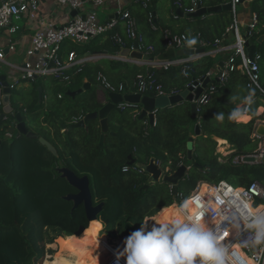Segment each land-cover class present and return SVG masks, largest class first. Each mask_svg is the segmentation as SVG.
Here are the masks:
<instances>
[{"label":"trees","instance_id":"1","mask_svg":"<svg viewBox=\"0 0 264 264\" xmlns=\"http://www.w3.org/2000/svg\"><path fill=\"white\" fill-rule=\"evenodd\" d=\"M231 1L202 0L201 4L211 7ZM148 2V7H144L143 2L137 3L132 7V12L138 19L143 44L155 48L150 54L154 58L167 50L164 42L166 30L187 34L189 38L197 37L193 47H200L201 40L212 47L213 44H222L234 23L233 11L229 10L187 19H183L176 11L178 19L166 21L160 1ZM179 8L189 14V5L185 6L183 2L181 7L174 9ZM254 11L258 16L257 23L248 39L256 40L264 35V6L258 3ZM159 13L162 17H159ZM150 15H153L152 19ZM120 31L123 32V29ZM114 32L102 34L79 49L73 41L66 40L62 45V57H67L72 50L114 55L120 50L113 40ZM132 43L127 40V46ZM257 54L261 55L259 64L264 86V41L258 47ZM101 63L103 65L98 60L86 64L74 82L64 84L54 80L58 93L54 102L48 105L44 103L45 87L39 82L40 78L27 81L30 84L24 89H28L30 94L24 96L25 101L21 103L16 99L18 109L11 100L15 113L22 114L30 131L50 141L57 148L58 155L49 151L38 139L28 138L17 131L10 134L9 129L16 116L9 114L0 120V264H41L48 244H53L61 237L74 235L81 225L89 226L84 206L73 211L74 203L64 198L76 192V188L61 176L58 171L60 167H70L79 176L89 175L94 204L105 202L104 210L99 215L101 230L102 222L106 221L107 235L111 239L127 237L144 223L145 218L156 216L162 208L178 203L181 193L188 197L201 181L226 180L235 186H248L254 180L264 182L263 165L233 162L237 157L256 154L259 146V141L254 137L255 118L248 123L228 119V114L236 105L227 102L240 101L235 82L244 83L242 86L247 87V76L240 70L233 72L224 85L212 79L211 83L217 84V91L209 103L200 106L199 117L193 115L191 103L186 101L158 110L157 124L150 129L138 124L144 119L135 116L134 109L116 108L109 115L111 131L116 134L107 133L104 147H101L99 120H93L86 128L64 130L61 126V122L73 124L76 118L98 111L103 106L102 97L98 94L100 87L94 85L99 72H104L115 83L124 82L128 86L129 82L128 92L136 90L132 80L138 74H153L166 92L173 95L186 90L188 84L204 79L209 71L216 69L217 59L208 55L174 65L168 70L112 60ZM185 66H188V76L184 74ZM87 80L93 85L91 90L75 98L67 95L69 91L83 88ZM249 90L251 93L252 89ZM60 94L62 98H59ZM147 95L157 97L158 94L151 91ZM11 96V99L14 98ZM256 104L259 101L253 103L251 112ZM3 110L0 95V115ZM216 113H224L222 123L214 118ZM27 117L44 131L30 127ZM197 125L202 135L195 138L194 156L189 160L188 143L196 135ZM215 136L229 141L235 148L225 162L219 160ZM152 158H156L167 174L174 173L182 165L191 167L188 177L179 184L177 196L173 194L172 185L166 182L146 189L148 174L135 164L130 165L132 160L148 164ZM196 164L203 168L196 167ZM50 252L55 253L54 250Z\"/></svg>","mask_w":264,"mask_h":264},{"label":"built area","instance_id":"2","mask_svg":"<svg viewBox=\"0 0 264 264\" xmlns=\"http://www.w3.org/2000/svg\"><path fill=\"white\" fill-rule=\"evenodd\" d=\"M42 1L0 0V32L5 33L7 38L6 44L0 47V61L6 62L11 67L9 73L11 81H8V83L12 91L23 82L34 81L41 77H53L63 83L71 82L86 64L102 58L168 70L174 65L184 64L201 57V55H193L190 57H176L166 61L155 59V61L151 62L147 59L122 56L120 54L121 50L129 48L133 51L136 49L135 42H138L137 49L144 56H150L151 52L155 49L153 45L145 46L143 44L144 39L139 33V22L132 10L120 4L116 16L107 22H102L98 18L96 10L99 6H104L105 0H57L58 5L62 8H66L69 12L78 11V13L65 25L56 27L53 24L45 23L43 15L40 17ZM241 1L232 0L234 23L229 30L235 35L234 46L228 54L223 67H220L217 73L209 71L206 77H216L218 82L224 85L230 80L233 72L241 70L248 78V87L258 90L264 96V86L261 82V67L259 64L261 55H255L253 60L249 58L245 46L246 39L242 37L238 29L236 6ZM141 2H143L144 7H148V0H137V3ZM177 2L181 6V0ZM86 4L93 5L95 10L85 12L83 9ZM200 6H203L201 0H191V5L187 9V12L194 13ZM175 16L178 17L177 15ZM150 17L152 19L153 15H150ZM33 21H38L40 25L31 37V44L24 53L23 62H8L6 59L7 55L16 54L17 52L18 45L20 44L18 40L20 32L25 29L28 23V26H32L34 24ZM256 23L257 16L255 15L250 25L251 31L256 27ZM153 27L156 29L154 24ZM121 28L123 32L120 31ZM111 31H115L113 40L120 46V50L116 54L86 53L80 55L77 51L72 50L68 53L67 57H62V45L66 40L73 41L77 45L88 44L93 38ZM187 38H189L187 34L177 33L172 30H166L164 33V42L167 49L174 48L175 50H179L189 48L186 46ZM127 40L133 42L131 46H127ZM205 44V42L201 43V45ZM6 49H8V53H6ZM190 49L196 50L197 48L191 47ZM238 60H241V62ZM187 68L188 66L184 67V73H187ZM96 78L99 86H103L105 88L104 91L107 93H123L124 91L126 94L129 93L127 91L128 86H130L129 82L127 83L128 86L124 82L115 83L103 72H99ZM132 86L136 89L135 93L140 92L146 95L147 92L154 91L158 94L157 96H170L163 85L156 81V77L153 74H138L132 80ZM3 89V81L0 79L1 97L3 96ZM216 91L217 84H209L196 101L198 106L200 107L209 103ZM100 93L104 96L103 92ZM59 98H62L61 94ZM255 100L256 97H253V102L250 105L244 106L246 108L245 113L250 112ZM104 102L106 101L104 100ZM139 107L140 104H134L126 100L117 104L119 110L134 109L135 116H139L142 113L143 108ZM156 113L157 111H154L155 119L153 126L157 124ZM13 115L15 116L16 113L14 112ZM84 117L76 118L75 122ZM144 124L146 127L152 126L148 115L147 119L144 120ZM257 137L261 138L262 136L257 134ZM250 156L256 159V164L264 166V146H260L256 154ZM244 158H241V162H244ZM179 196L180 201L175 206L178 208L185 200H189L191 208L188 212V219L195 218L202 221L217 234L220 242L227 250L225 257L226 264H264V245L254 246L251 244L253 232L247 226L249 217L251 216V209H264V182L254 180L248 186H235L226 180L217 182L201 181L188 197L183 193ZM249 205H251V209ZM185 208L188 209L189 205H185ZM178 211L180 213L179 208ZM123 239H120L118 242L123 241ZM110 245L112 246L111 253L104 264H125L124 257H120L117 260V255L122 251L123 246L119 248L111 243Z\"/></svg>","mask_w":264,"mask_h":264},{"label":"water","instance_id":"3","mask_svg":"<svg viewBox=\"0 0 264 264\" xmlns=\"http://www.w3.org/2000/svg\"><path fill=\"white\" fill-rule=\"evenodd\" d=\"M232 3H227L223 5H217V6H200L199 9L194 13H189L188 17H201L205 16L207 14H215L219 13L222 10H230L232 11ZM181 10L178 9V13ZM78 13V11H73L72 15L75 16ZM182 15L184 16V12H182ZM248 36V35H247ZM246 37V36H245ZM264 36H261L258 39V42H261ZM247 38V37H246ZM245 46L249 55V58L253 60L255 53L257 52V43L253 39H247L245 42ZM136 49L131 51L129 48H125L121 50L120 54L125 57H133L135 59H147L151 62L155 61V58L152 56H144L137 48H138V42H135ZM204 48H198V49H190V48H183L179 50H175L174 48H169L166 52L160 54L156 60L158 61H166L171 60L176 57H190L193 55H196L197 53L204 52ZM6 53H8V49H6ZM227 60V59H226ZM223 63L221 64V68L223 67ZM1 79L3 81V96H2V103L4 106V110L2 114L0 115V120L6 117V115L12 114L15 112L14 107L11 104V95L12 90L9 88V83L7 81L6 75L1 76ZM211 82L210 78H205V80L201 81H194L193 84L189 85L186 90H184L181 93L173 94L170 96H158L153 97L149 95H143L142 93H128L124 91L123 93H115V92H109L107 94V101L103 104V106L95 112H89L85 115V117L78 122H74L73 124H66L64 122H61V126L64 130H73L78 128H86L90 122L93 120H99L100 126L102 130L101 139H100V145L101 147H104L106 134H116L115 132L111 131L110 124H109V115L110 113L117 108V104L123 102L124 100L129 101L134 104H141L143 109L142 113L139 115V119L143 120L147 115L150 119V124L153 126L155 115L154 111H158L160 109H164L170 106H175L181 103H184L186 101H189L191 103L192 112L195 117L200 116V111L198 110V104L197 100L200 98L203 91L207 88L209 83ZM202 83V85H200ZM92 88V83L87 82L83 88H80L76 91H69L67 93L68 96L75 98L78 95L82 94L84 91L90 90ZM103 90L105 88L101 87ZM256 92L258 90L254 89ZM42 98V88L40 87V99ZM232 104V102H229ZM149 113V114H148ZM15 123L12 124V126L9 129L10 134H13L15 131H17L19 134L26 135L28 138L32 139H38L41 144L46 146L49 151H51L53 154L58 155L57 148L46 138L40 137L38 134L30 131L28 128V125L26 121L24 120V117L22 114L17 113ZM264 128V127H263ZM263 128L258 129L259 134H263L262 131ZM201 134L200 126H196V135ZM194 141L195 137H191L189 139L188 143V159L192 160L194 156ZM12 142V141H11ZM244 161L247 163H255L256 159L253 156H247L244 158ZM135 164L137 168H139L141 171L147 173L150 175V178L148 179V183L145 185V188L148 189L151 187L152 184H157L160 182H166L172 185L173 187V194L174 196L178 195L179 192V184L181 181H183L188 174V171L191 169L190 166L182 165L177 171H175L172 174H167L164 172V170L159 166V164L156 161V158H152L151 161L148 164H140L136 163V160L130 161V165ZM196 167L203 168L200 164H196ZM59 172L61 173V176L78 190L76 193H69L64 198L66 200L72 201L74 203L73 211L76 210L79 206L83 205L86 210V215L90 222L96 220H99V215L102 213L105 207V202H100L98 204H94L93 201V194L91 189V180L89 175H83L79 176L76 174L74 170H72L69 167H62L59 169ZM88 227L81 225L80 228L76 231L74 235L76 236H83V234L86 232V229Z\"/></svg>","mask_w":264,"mask_h":264},{"label":"clouds","instance_id":"4","mask_svg":"<svg viewBox=\"0 0 264 264\" xmlns=\"http://www.w3.org/2000/svg\"><path fill=\"white\" fill-rule=\"evenodd\" d=\"M250 34L251 30H249ZM245 39L247 40L248 37ZM196 43L197 37L186 39V46L189 48ZM233 99L235 100V98ZM252 102L251 94L243 97L241 105L234 107L228 114L229 121L239 122L246 112V108L242 105H250ZM141 108H143L142 105ZM198 110L200 111L199 106ZM145 118L147 119V116ZM214 118L222 123L225 116L224 113H216ZM251 164H256V162ZM185 205H189V208L186 209ZM178 208L183 218L178 216L170 221L141 223L138 229L123 239V249L118 253L117 260L124 257L125 264H226L227 250L213 229L200 220L188 219V212L191 208L190 201L185 200ZM249 208L251 209V205ZM247 226L253 232L251 244L254 246L264 245V209H251Z\"/></svg>","mask_w":264,"mask_h":264},{"label":"crops","instance_id":"5","mask_svg":"<svg viewBox=\"0 0 264 264\" xmlns=\"http://www.w3.org/2000/svg\"><path fill=\"white\" fill-rule=\"evenodd\" d=\"M177 1L178 0H169V2H170V8L169 9H166L165 7H162L160 5L162 7V10H163L162 11L163 18L166 21H171L172 18L178 19V17L175 16L176 11L178 13V10H176L174 8L181 7L183 5V2L185 3V6L191 5V0H181V6L178 5ZM258 1H259L258 2L259 5L264 6V0H258ZM201 2H202V0H201ZM258 3H256V0H242L236 6L238 29H239L242 37H244V38L249 36L250 25L254 20V16L255 15L257 16L256 12L254 11V7ZM120 4H122L125 8L132 10V7L137 4V0H105V4L102 7H103V11H104L105 15H107V17H106V20L104 22H107L116 16L117 11H118V7ZM225 4H227V3H225ZM83 10L85 12L94 11L95 8L93 5H86ZM179 13L183 19L193 18V17H188L186 12H184V16L182 15V11H180ZM215 14H217V13H215ZM42 15L44 16L45 23L53 24L56 27H61V26L65 25L69 20H71L73 18L72 12H69L66 8H62L60 5H58L57 0H43L42 6H41L40 17ZM162 15L159 13V17H162ZM257 18H258V16H257ZM33 23L34 24L32 26H28L29 25V23H28V25L25 26V29L22 32H20V34L18 36V40L20 42V44L18 45V49H17L18 55L26 52L27 48L31 44L32 35L34 34L35 30L40 25L38 21H33ZM262 36H264V35H262ZM258 39L254 40L257 43V51H258V47L260 46V44H262V42L264 41V37H263L261 42H258ZM6 42H7V38H6L5 33L0 32V47L4 46L6 44ZM202 42H205L206 44L200 45V47H192V48H197V49L198 48H204L205 49L204 52L196 54V55H201V57H199L198 59H200L204 56H208V55L214 56L217 59V66H216V69L212 70V72L217 73V71L221 67V64L222 63L224 64V62L226 61V59L228 57V54L230 53V51L232 50V48L234 46L235 35L230 30V32L227 33L226 38L221 42L222 44H219V45L213 44L212 47H211V45L208 46L209 43L206 41H203V40L200 41V44ZM207 46L209 47L208 49H207ZM17 52H16V54H17ZM204 53H205V55H204ZM16 54H14V55H16ZM241 73L244 74L242 71H241ZM212 79L217 80L216 77H211V81H212ZM247 80H248V78H247ZM87 82H89V81L87 80L86 83ZM247 83H248V81H247ZM242 84H244V83L235 82V90L238 91L237 97L239 98L240 101L237 103L232 102V104L229 102H227V103H229L231 105H236V106L241 105L242 98L251 94V93H252L251 94L252 98L256 97L255 101L256 102L259 101V104L258 105L256 104L257 106L254 107L252 112L250 111L249 113H245V116L239 121L242 123H248L253 118L256 119V124H255L256 129L254 132V137H256L257 140L259 141V143H258V145H259L258 148H259L260 146H264V135L260 134L262 137L261 138L257 137V134H259L258 129L264 127V96H262L259 92H256L254 89L249 88L248 85H247V87H248L247 88L245 86H242ZM25 85H28V83H25ZM249 89H252L251 93H250ZM98 94L100 97H102V94L100 93V91H98ZM242 106L244 107V105H242ZM262 131L264 132V128ZM201 135H202V131H201V134L198 136H201ZM198 136L195 135L194 137L197 138ZM214 139L218 143L217 153L219 154V160L221 162H225L227 157L235 151V148L229 143V141H227L225 139L218 138L216 136L214 137ZM241 161H242L241 158H238V157L233 160V162L236 164H239V163L251 164V163H247L245 161L244 162H241ZM102 227H104L103 224H102Z\"/></svg>","mask_w":264,"mask_h":264},{"label":"rangeland","instance_id":"6","mask_svg":"<svg viewBox=\"0 0 264 264\" xmlns=\"http://www.w3.org/2000/svg\"><path fill=\"white\" fill-rule=\"evenodd\" d=\"M160 1V4L162 7H165L166 9H169L170 8V2L169 0H159ZM86 5H91V4H86ZM164 5V6H163ZM97 16L98 18L104 22L106 20V17L107 15H105L104 11H103V7L102 6H99L97 8ZM14 38H16V36H14ZM98 38V37H97ZM97 38H93L91 40V42ZM84 45H87V44H81V45H77L76 44V48H81L82 46ZM79 53V52H78ZM80 55H83V54H86V52H82V53H79ZM110 55H113V54H110ZM23 56H24V53L23 54H19L18 55V52L16 55L14 54H8L7 55V61L8 62H16V63H22L23 62ZM117 61V60H114V59H110V58H102L99 60L100 64L103 65V63L101 62H109V61ZM10 65L7 64L6 62L4 61H0V76H3V75H6L7 76V81H11V79L9 78V73H10ZM104 73V72H103ZM105 74V73H104ZM78 76V75H77ZM77 76L75 77V79L73 80L76 81V78ZM97 77V76H96ZM39 82L44 85L45 87V94H46V97H45V101L44 103L46 105L54 102V100L56 99V96H57V93H58V87L56 86L53 77H48V78H45V77H41L40 79H38ZM28 85L30 84V82H27ZM63 83V82H62ZM65 84V83H64ZM95 86H98L99 85V82L97 81V78L95 80ZM24 86H26L25 84H21V86H19L16 90H14V92H12V95L14 98H12V104L16 105L17 109L19 108L18 105H17V100H19V103L25 101L24 100V96H28L30 94V91L28 89H24ZM93 86V85H92ZM77 87V86H75ZM93 88V87H92ZM91 90V89H90ZM89 91V90H87ZM86 92V91H85ZM12 97V96H11ZM30 97V96H29ZM17 99V100H16ZM30 99V98H29ZM27 120H28V124L30 127H32L34 130L36 131H44V129L40 126H35V124H33V122L31 121V118L30 117H27ZM138 124L141 126V125H145L144 124V120L143 121H139ZM146 126V125H145ZM153 126H150V129H152ZM41 133V132H40ZM189 174V172H188ZM188 174L186 175V178L188 177ZM148 176V179L150 178V175H147ZM189 181V180H188ZM161 183V182H160ZM158 184V183H157ZM152 185H155V184H152ZM183 189V188H182ZM165 208V207H164ZM164 208H162L160 210V212L156 215V216H153L152 218L151 217H147L145 218L144 222H153V223H157L161 220V217H162V213L164 211ZM168 208H170V213L172 214H169V212L167 214H165L166 216L164 217L166 220L168 219H172V218H175V217H178L180 216V213L179 211L177 210L176 206L175 205H171L169 206ZM171 215H172V218H171ZM175 215V216H174ZM102 224L104 225V227H102V230H99V231H94L91 233H85L83 234V236H76V235H72L74 236L75 238H79V239H82L83 241H85L86 243L90 244L92 241H96V242H100L101 240L105 239L107 240L109 243L113 244V245H116L117 247L121 248L123 246V243H122V240L120 242H118L120 239H123V238H117V239H111L108 235H107V231H106V221H103ZM89 234V235H88ZM65 238V239H64ZM67 236L66 237H61L59 238L58 240H56L53 244H48L46 246V250H47V253L45 255V258H44V261L41 263V264H44V262L46 260H49V261H52L54 260V257L56 256V254L58 253H62L63 250H64V241L66 240ZM50 250H54L55 253L54 254H51ZM63 255H66L68 256L69 253L68 252H63Z\"/></svg>","mask_w":264,"mask_h":264},{"label":"bare ground","instance_id":"7","mask_svg":"<svg viewBox=\"0 0 264 264\" xmlns=\"http://www.w3.org/2000/svg\"><path fill=\"white\" fill-rule=\"evenodd\" d=\"M168 212L169 214H172L170 213V208L165 207L162 213L161 220L159 222L171 220V219L166 220L164 218L166 216L165 214H167ZM179 217L183 218L181 214ZM99 230H101V223L99 220L98 221L94 220L90 222L85 233L92 234V232ZM111 249L112 246L105 239L101 240L100 242L92 241L90 244H88L82 239L75 238L74 236H67L66 240L64 241L63 252H68L69 255L68 256L63 255V252L58 253L54 257V260L52 261L46 260L44 264H104L111 253Z\"/></svg>","mask_w":264,"mask_h":264},{"label":"flooded vegetation","instance_id":"8","mask_svg":"<svg viewBox=\"0 0 264 264\" xmlns=\"http://www.w3.org/2000/svg\"><path fill=\"white\" fill-rule=\"evenodd\" d=\"M99 87H100V86H99ZM99 91H100V92H103V94H104V99H107V92H105L101 87L99 88ZM104 99H103V100H104ZM103 100H102V101H103ZM117 109H118V108H117ZM64 167H65V166H64ZM60 168H62V167H60ZM60 168H58V171H59ZM69 168H70V167H69ZM82 176H83V175H82ZM76 192H78L77 189H76ZM76 192H73V193H76ZM71 193H72V192H71Z\"/></svg>","mask_w":264,"mask_h":264}]
</instances>
